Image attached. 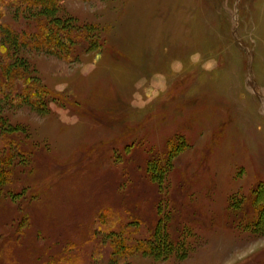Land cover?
Returning <instances> with one entry per match:
<instances>
[{
    "label": "rangeland",
    "instance_id": "rangeland-1",
    "mask_svg": "<svg viewBox=\"0 0 264 264\" xmlns=\"http://www.w3.org/2000/svg\"><path fill=\"white\" fill-rule=\"evenodd\" d=\"M55 16L87 23L101 48L82 37L70 62L35 49L39 22ZM3 61L67 103L46 98L43 114L3 100ZM5 119L47 160L15 167L10 187L32 201L0 197V264H264V219L212 220L264 189V0H62L49 11L0 0V161ZM174 141L185 146L163 185L191 212L161 253L141 170Z\"/></svg>",
    "mask_w": 264,
    "mask_h": 264
},
{
    "label": "trees",
    "instance_id": "trees-1",
    "mask_svg": "<svg viewBox=\"0 0 264 264\" xmlns=\"http://www.w3.org/2000/svg\"><path fill=\"white\" fill-rule=\"evenodd\" d=\"M15 1L34 6H44V10L49 11L52 6L62 0ZM37 27L38 34L35 37L33 47L69 62L75 60L74 58L72 59L71 52L75 45L78 46L76 40L82 37H84V42L87 43L85 48L88 47L94 50L101 48L102 46V44L95 46L94 44L92 45L93 42L90 40L91 38L86 35L87 33H84V29H87V23L82 25L71 18L61 19V17L55 16L49 18V20L43 19L39 22ZM19 66L21 68L12 62L3 61V65L1 66L3 100L10 97L12 104H27L33 110L43 114L48 113L46 98H50L53 101H58L62 104L67 103L66 94L52 90V88L41 81L39 75L29 74L27 69L24 68L25 65L23 63H20ZM173 145L175 146V149H173ZM184 146L185 143L180 145L178 141H174L171 146L172 149L169 151L167 149H162L159 152L148 151L146 157H144L143 163H145V166L143 170H141V179L143 180L141 182L149 185L150 194L154 193L152 197L150 194L148 196V199L152 204L150 207L151 216L148 223L152 220L155 221L150 232L154 237L160 238L161 249L158 250V252L161 253L167 251L168 247L173 250V246H177L174 241L175 239H169L173 227L172 225L173 223L182 225L183 222L188 219L186 216L191 212L189 201L184 202V200H181L179 202H174L171 196L166 193L168 187L163 185L166 173L171 169L172 159L176 156V152H178L179 149L181 150L184 148ZM40 155H43V153L39 147L34 146L31 141H29L23 126L6 123V119L3 120V161H0L3 163V169H0V181L3 182V187L0 185V197L3 196V202L4 199L9 196L11 198L14 196L20 197L25 201H32L34 199L35 195L31 189L28 191L27 188L24 187L20 192L15 194L10 185L12 184L11 178L17 175L15 167L22 164V161H27V163L30 162V166L22 164L23 171H26L27 173L37 171L36 165L39 163L36 162V159L34 158H38ZM16 156L18 157V160L15 161ZM41 159L46 161V155H43ZM125 174L127 175L126 169ZM128 174L129 176L131 175L129 172ZM163 189L165 193L163 192ZM185 196L186 193H184L183 197ZM167 202H170V207L168 206L164 208L162 203ZM235 203L237 205L231 206L221 215H212V220L217 219L226 226H233L241 223L244 219H248L250 214L251 216L255 215L257 217V225L262 219H264V189H259V187L254 188L252 193L248 194L242 203L234 202V204ZM106 211L107 210H103V213L101 212L103 214L100 215L101 218L107 214ZM130 211L131 209H128L129 214L133 218L135 217L134 219H131V222L138 223L139 221H144L138 218L139 214L136 213L137 210ZM175 230L176 237L179 238V226L178 228L176 227ZM128 254L129 253L127 252H120L118 250L115 251V258L119 261L124 260L125 256Z\"/></svg>",
    "mask_w": 264,
    "mask_h": 264
}]
</instances>
